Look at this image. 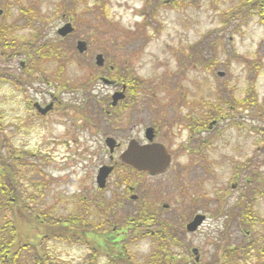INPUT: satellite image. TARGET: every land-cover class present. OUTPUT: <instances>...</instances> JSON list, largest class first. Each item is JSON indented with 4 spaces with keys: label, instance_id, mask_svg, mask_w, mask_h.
Segmentation results:
<instances>
[{
    "label": "rangeland",
    "instance_id": "1",
    "mask_svg": "<svg viewBox=\"0 0 264 264\" xmlns=\"http://www.w3.org/2000/svg\"><path fill=\"white\" fill-rule=\"evenodd\" d=\"M244 1L0 0V54L4 45L13 47L0 57V127L19 126L7 136L14 151L25 152L8 156L10 168L17 166L21 175V213L54 227L74 218L82 219L87 228L101 226L98 238L106 251H102L105 255L100 256L99 264H110L103 257L113 254L108 248L112 241L104 242V231L119 232L141 206L125 195L121 174L116 185L112 181L117 176L112 177L105 192L97 188V171L109 164L105 140L113 138L119 144L114 154L119 157L130 140L141 143L146 128L158 127V142L174 153L173 170L164 177L134 178L138 186L135 194L151 206L146 207L150 212L159 210L161 221L182 229L177 233L182 246L174 253L187 264H195L192 251L196 249L198 264H216L218 246L225 241L229 246L245 247L259 238L264 245V187L249 184V171L235 172L252 161L251 168L264 175V135L226 119L209 134H201L200 141H207L201 158L191 157L189 148H177L187 144L188 127L194 118L205 117L207 104L242 102L250 90L258 106L233 111L231 118L264 129V25L257 13L243 24L228 20ZM68 22L75 32L61 41L57 31ZM79 40L88 44L83 57L75 49ZM23 47L30 56H19ZM97 55L104 57L107 66L117 68L109 77L122 75L142 83L141 91H136L139 100L117 117L108 118L112 110L104 102L115 88L98 79L101 73L94 68ZM28 62L40 68L44 80L26 87L22 94L6 82L13 80L7 74L17 75L20 64ZM59 71L62 74L57 79ZM61 82L70 85V95L64 93ZM39 91L57 93L63 106H69L65 111L68 116L58 112L43 127L36 122L28 127L25 119L31 115L23 113L22 105L18 113L17 102L40 98ZM9 97H15V102L7 105ZM15 155L17 163L12 158ZM246 183L263 192L256 194V220L251 231L236 207ZM196 215L207 220L196 233L189 234L186 225ZM75 234L67 242H59L55 236L44 244L56 264L87 260L89 249L76 243ZM127 234L126 244L124 236L117 239V249H125L133 264H144L153 251L152 242L135 239L130 230Z\"/></svg>",
    "mask_w": 264,
    "mask_h": 264
},
{
    "label": "trees",
    "instance_id": "2",
    "mask_svg": "<svg viewBox=\"0 0 264 264\" xmlns=\"http://www.w3.org/2000/svg\"><path fill=\"white\" fill-rule=\"evenodd\" d=\"M256 13L260 17L261 24L264 25V0H245L229 14L228 20H239L240 24H243L246 19H250ZM0 39H2L1 36ZM2 50H13V47L11 45H4ZM210 59V61H213L214 58L211 57ZM210 66H213V64L210 63ZM122 77L123 80L126 81L127 77ZM112 79H115V77H112ZM140 86H142V83L136 78L129 82L132 94H134L135 89L140 92ZM247 96L248 97L242 102L227 101L223 104V102L218 101L217 103L207 104L208 111L201 120V131L203 133L206 132L207 126L212 122L218 124L222 120L231 119L232 124H237V126L241 128L247 127L252 131H257V133L263 136L264 129H256L249 125L247 126L246 123H238L231 118L233 111H245V109L250 111L252 108L258 106L256 98L253 97L252 90L249 91ZM133 97L136 98V94H134ZM5 160L0 148V264H56L53 254L50 250L43 247L44 244L48 240L56 239L55 236L58 238L59 242L70 241V237L75 233V241L84 244L90 249L88 258H99L103 254L102 251L104 250L102 249L104 247H102L99 242L97 226L91 225V227L87 229L85 222L77 218L73 219L75 221L57 225V227L49 225V222L45 223V221L38 223L36 219H30V217L21 213L19 209V207L22 206L20 198H17L14 202L9 201V210H4L6 209L4 205L6 201L3 198L4 179L6 174L10 182V189L14 188L16 192L18 190L16 183H19L18 178H20L18 168L13 167V169H11L9 167L7 169ZM242 167L243 170L236 168L235 172L240 171L239 173L243 174L244 169L246 172L249 171V184L251 183L259 187H264V175L259 170L256 171L251 168L252 161H250L248 165H243ZM239 173L235 174L239 176ZM247 193H250L251 196H248ZM256 194L263 195V192L257 187L250 188L246 183L236 203V207H240L242 220L248 224L250 231L253 230L256 220V213L254 210ZM11 195H13L12 191ZM141 202L142 204L144 203V201ZM125 225L128 229L134 231V235H136L135 239H137V236L144 233V238L152 242L153 251L144 264H187L179 255L174 253L176 248L182 246L179 237H177V233H182L181 228L177 230L176 226H173L167 221H161L158 216L153 215L152 212L144 206H141L139 212L134 215L132 219L126 221ZM147 226L156 228L151 230L148 229ZM107 232L105 233L106 236L104 241H112L108 248H110L113 254L110 255L107 253L112 264H133L131 260L126 258L125 249H117L119 244L116 241V239H118L116 233ZM259 241L260 239L256 238L245 247L235 245L229 246L226 241L223 242L218 246V259L216 264H264V245H261ZM38 244H41V246L39 247ZM28 258L31 260L30 263ZM83 264H87V262L85 261ZM88 264H93L92 260H90Z\"/></svg>",
    "mask_w": 264,
    "mask_h": 264
},
{
    "label": "flooded vegetation",
    "instance_id": "3",
    "mask_svg": "<svg viewBox=\"0 0 264 264\" xmlns=\"http://www.w3.org/2000/svg\"><path fill=\"white\" fill-rule=\"evenodd\" d=\"M179 5V3H178ZM67 24H71L73 26L72 23L68 22V23H65V25ZM63 26V27H64ZM62 28V27H61ZM60 28V29H61ZM59 29V30H60ZM1 30V29H0ZM59 30L57 31V35L58 37H60L61 41H66L67 39H69V37L73 34H69L67 36H62L61 34H59ZM1 32V31H0ZM74 32H75V28H74ZM3 37V36H2ZM79 42H82V43H85L86 44V51L82 54L80 53L78 50H77V46H78V43ZM75 49H76V52L78 53V56L79 57H83L86 55V53L88 52V44L86 41L84 40H79L76 42V46H75ZM5 53L7 52H2L0 54V57L2 56V58L4 57L3 55H5ZM19 56H27V48H22L21 51L18 53ZM99 55H97L94 59V63H95V70L100 72V76L98 77L99 80H101V78H107L109 79V74L113 73L117 68L114 67V66H107L106 65V61L105 59L103 60L104 64L102 67L98 66L97 65V57ZM104 58V57H103ZM31 60V59H30ZM33 64V62H32ZM127 68L125 67V70ZM130 70V69H128ZM41 73V70L39 67H35V65H30L29 62L28 63H21L20 64V67H19V73L17 75H9L7 74V77H11L13 78L12 82H10L9 79L6 80V82L8 84H11L14 88L18 89L22 94H24L26 92L25 88L28 87V86H32L34 83L36 82H39L41 83L40 81L43 79L42 77L44 76H39ZM126 73H127V70H126ZM44 74V73H43ZM58 77L57 79L60 78V74H62L61 71L55 73ZM54 74V75H55ZM2 75V74H1ZM4 76V75H2ZM62 76V75H61ZM55 77V79H52L53 81L57 80ZM64 77V76H63ZM2 82L5 83V80L4 79H1ZM44 80V79H43ZM49 81H52L51 78L48 79ZM111 80V79H109ZM101 82V81H100ZM112 84H109L108 86H106L105 83H103V85H105L106 87H113L115 88L112 96L109 98L106 99V101L104 102V105H109L110 106V109L112 110L111 113H108L109 117L110 118L111 116L110 115H120L121 113H126V111H128L129 109H132V105L135 104L134 100H139V98H134V94H136V89L134 91V94H132V90L130 89L129 87V82H131V80H126L124 81L123 80V77L122 75H119L117 77H115L114 80H112ZM49 86L51 85V83H47ZM69 84L66 83V82H61V87L62 89L65 91L64 93L66 95H70L72 93V91H70V85L68 86ZM123 95V98H121V96ZM39 97L40 98H36V99H32L30 101L28 100H24V101H27L26 103H18V108H17V111L18 113H20L21 109H20V105H22L24 108H22V111L23 113H26L28 115H31L30 116V119L29 118H26L25 122H27L26 124H28V127H30V124L32 122H36L38 124V127H43L44 126V122L50 120V118L55 114V113H58L60 112V115L61 116H68L66 114V109L69 107V106H63L62 102L60 101L59 97H58V94L55 93L53 94L51 91H48V92H43V91H39ZM49 97V98H48ZM114 97H115V100H114ZM12 98V100H11ZM9 97V98H6L5 99V103L7 105L15 102V97ZM94 99V102H98L97 98H93ZM144 98H141V100H143ZM23 102V101H22ZM129 103V104H128ZM97 104V103H96ZM130 106V107H129ZM20 110V111H19ZM9 112V111H8ZM113 112V114H112ZM9 116V113L6 115L4 114V118L6 119L7 117ZM117 117V115L115 116ZM200 118V117H199ZM198 118H194L193 119V123L192 125H190L188 127L189 131L191 132L190 136L187 138L188 139V142L184 145H179L177 148L180 149V148H183V149H186V148H189L188 149V153H190L191 157L193 158H196V159H199L202 157V147L203 145L207 142V141H204V143L202 141H200V136L201 134L203 133L201 131V120H197ZM0 120H1V116H0ZM215 122L214 123H211L209 124V127L210 129L207 130L206 132L204 133H207L209 134L211 131H212V128L213 126H215ZM158 128V127H157ZM157 128H153V127H148L146 128L145 132H144V139L143 141L140 143L139 141L137 140H130L131 141H136L140 146H151V145H162L164 146V148L167 150V152L169 153L170 157H171V165L170 167L163 173L161 174H157V175H151L149 174L148 172H138L137 170L127 166L126 164H123L120 160V156L119 157H116L115 154V151L118 150L119 148V144L117 143L116 146H115V149H114V153L111 154L110 153V156H109V164L108 165H102L98 171H97V175H96V185H97V188L100 190V192H105L109 186L111 185V180H112V177H116V179H113L112 183L113 185H116L118 183V177H119V174L122 175L123 179H122V183L124 184V187H125V195L128 196L129 199H131V201L133 202L134 205H138L140 206V204L142 203L141 202V199L138 195L135 194V191L136 189L138 188V186L136 187V183L134 182V178H144V177H147V178H159V177H164L166 174H168L171 170H173V158H174V153L168 149L167 146H165L164 144L158 142V138H159V131ZM11 130H19V126H17L16 123H13V124H6L4 127H0V132L2 133V136H1V145H0V148L2 150V153H5L7 156H4V158L6 159L5 160V163L7 165V169L10 167V165H8V156L10 154V152L14 153V154H18V153H25L23 150H19L18 151H14L12 148H11V141L9 139V137L7 136V133L8 131H11ZM148 130H151V133L148 134ZM129 142V143H130ZM128 143V144H129ZM128 147V145H127ZM126 147V149H127ZM4 155V154H3ZM18 156H13L12 158L14 159L15 163H17L18 159H17ZM10 159V158H9ZM103 166H107L108 168L112 169V171L110 172V174L108 175V177L106 178V185L104 188H100V186L98 185L97 183V178H98V175H99V172H100V169L103 167ZM17 167V166H15ZM18 173H19V169H18ZM20 174V173H19ZM22 174V172H21ZM19 177H21V175H19ZM19 179V182H20V178ZM16 187L17 189L19 190V183H16ZM12 188L10 189V182H9V179H8V175L6 174V177L4 179V196L3 198L5 199L6 203L4 204L6 209H4L5 211H8L9 210V201H12L14 202L17 198H20V196L18 195L19 194V191ZM11 191L13 192V195H11ZM21 199V198H20ZM143 199V198H142ZM144 200V199H143ZM151 205L153 206L154 204L151 203ZM141 206H144V207H148L150 208L151 206L149 204H145L143 203ZM167 207V206H164V208ZM153 215L155 216H159V210L155 209V211L152 212ZM159 218V217H158ZM39 219V218H38ZM40 221V220H39ZM42 223V221H41ZM85 226L87 227L88 225H86L85 223ZM101 226L99 227L98 231L101 230L100 229ZM148 229H151L153 228V226H147ZM89 229V228H87ZM117 230V229H116ZM152 230V229H151ZM114 232V231H113ZM106 231H104V236H102V238H105L106 236ZM116 233V236L119 238L120 236H124L125 239L127 238V233H123L124 235H122V233H118V232H115ZM131 233L134 235V231H131ZM141 239H144V233L140 234L139 236H137V240H141ZM117 241V239H116ZM105 242V241H104ZM120 242V241H118ZM76 243H79L78 241ZM38 246H41L40 244H38ZM84 247H86L84 245ZM89 248L87 247V250ZM89 253H90V249L88 250ZM106 251V250H104ZM89 255V254H88ZM103 255L104 252H103ZM104 259H107L108 262H110V264H112V261L111 259L109 258V255L106 253V256L103 257ZM102 258V259H103ZM99 258H92V259H89L87 258V260L85 259L81 264H83L85 261L88 262L90 260H92L93 264H99Z\"/></svg>",
    "mask_w": 264,
    "mask_h": 264
},
{
    "label": "water",
    "instance_id": "4",
    "mask_svg": "<svg viewBox=\"0 0 264 264\" xmlns=\"http://www.w3.org/2000/svg\"><path fill=\"white\" fill-rule=\"evenodd\" d=\"M73 32L71 25H66L63 29L59 31V34L62 36H67ZM87 47L85 43H78L77 50L80 53H84ZM103 57H97V65L103 66ZM219 76H223V73H219ZM105 84H110V81L103 79ZM123 98V95L121 96ZM115 100V97H114ZM148 134L151 133V130L147 131ZM106 144L110 149V152L113 153L116 142L113 139H107ZM120 160L137 170L138 172H148L151 175H157L165 172L171 164V157L168 154L167 150L162 145H151V146H140L136 141H131L127 150L121 155ZM112 169L108 167H103L100 169L97 183L100 188L105 187L106 178L110 174ZM206 217L204 215H197L191 223L186 227L188 233H195L197 230L204 224ZM193 255L196 257V262H199V253L198 250L194 249L192 251Z\"/></svg>",
    "mask_w": 264,
    "mask_h": 264
}]
</instances>
